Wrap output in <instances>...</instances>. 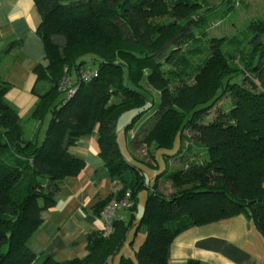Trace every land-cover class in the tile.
Listing matches in <instances>:
<instances>
[{
  "label": "trees",
  "instance_id": "1",
  "mask_svg": "<svg viewBox=\"0 0 264 264\" xmlns=\"http://www.w3.org/2000/svg\"><path fill=\"white\" fill-rule=\"evenodd\" d=\"M33 2L47 63L32 68L37 100L26 118L6 100L10 84L0 76V264H106L138 232L144 238L135 257L121 255L118 264H168L179 233L239 213L264 232V20L249 25L248 50L239 49L237 62L221 39H211L194 65L189 57L203 51L193 30L224 16L229 0L219 7L203 0ZM166 17L171 20L162 21ZM188 39L192 47L183 49L179 43ZM83 69L96 74L83 81ZM65 76L76 87L72 96L59 88ZM142 80L158 91L156 100L145 94ZM221 95L226 105L217 104ZM134 110L125 130L141 120L142 135L128 144L154 143L165 159L152 184L142 163L130 162L116 140L118 118ZM95 125L102 171L115 186L94 211L100 216L111 199L129 191L130 219L115 218L109 235L102 229L87 233L82 257L36 256L29 241L42 223L40 212L55 205L64 179L84 168L71 148ZM175 141V152L168 153ZM165 156L181 166H169ZM158 178L177 191L157 192ZM142 189L147 196L136 220Z\"/></svg>",
  "mask_w": 264,
  "mask_h": 264
},
{
  "label": "crops",
  "instance_id": "2",
  "mask_svg": "<svg viewBox=\"0 0 264 264\" xmlns=\"http://www.w3.org/2000/svg\"><path fill=\"white\" fill-rule=\"evenodd\" d=\"M40 19L33 0H0V76L10 84L6 100L22 118L28 116L37 100L32 93L36 81L32 68L47 63L37 33ZM46 125L47 119L43 129ZM96 129L97 125L91 135L80 136L71 148L84 159V168L77 176L64 179L56 192L55 205L40 212L42 223L29 241L36 256L46 254L56 260L82 257L87 252V233L101 230L98 226L101 218L94 207L115 185L103 174ZM122 212L117 217L124 220ZM136 235L142 242L143 232ZM188 260L199 264H262L264 232L243 213L190 227L172 240L168 264H184Z\"/></svg>",
  "mask_w": 264,
  "mask_h": 264
},
{
  "label": "rangeland",
  "instance_id": "3",
  "mask_svg": "<svg viewBox=\"0 0 264 264\" xmlns=\"http://www.w3.org/2000/svg\"><path fill=\"white\" fill-rule=\"evenodd\" d=\"M209 6L219 7L222 0H203ZM232 5L227 13L222 17H211L208 21L200 27L194 29V35L198 37L199 41L196 43L202 51L203 54L190 56V62L194 65L197 64L208 52L209 44L211 39H221L223 44V49L231 56L233 62H237L239 57V49L248 50V45L245 43L252 32L249 29V25L254 23L257 20H264V0H229V3H224L222 6L226 7ZM171 18H163L162 21H168ZM173 20V18H172ZM264 41V36L262 37ZM213 42V40H212ZM215 43V42H214ZM183 49L192 47V41L186 40L180 42ZM72 79L75 78V75H71ZM237 78V76H236ZM46 84V82H43ZM42 83V84H43ZM43 84V85H44ZM141 87L144 90L145 94L149 98L156 100L158 98V91L155 90L151 85H149L145 80L141 81ZM228 98L220 96L217 99L218 105H226ZM134 111H128L123 113L116 122V140L118 142L119 148L124 154V156L133 163H142L145 168L146 181L150 184L154 182L155 173L158 170H162L165 167V159L159 150L155 156V144H144L141 142H133L132 145L128 144L129 138H135V135H142L139 130L141 120L135 122L132 128L129 131L125 130L126 124L131 120ZM212 117V112L208 115ZM30 126V125H29ZM139 130V131H138ZM138 132V133H137ZM187 132L185 131L183 135ZM91 135V134H90ZM189 135V134H186ZM189 141H184V145H188ZM177 147V141H175L172 149L167 150L168 153H174ZM163 151V150H162ZM156 157V159H155ZM167 158V164L169 166H181L176 158ZM170 160V161H169ZM153 167V168H152ZM157 170V171H156ZM156 191L164 194L165 196H170L172 193L176 192L177 189L174 188L169 180L158 178L157 180ZM142 192L138 193L139 199L134 209V219H138L142 213L144 202L147 196V189H142ZM123 217L125 222L129 221L130 214L128 210L122 209ZM99 228H103L102 220H99ZM132 239L131 242H129ZM141 238L139 235L133 236L130 235V239H127L124 244L121 246L120 251L115 253L106 264H118L121 255L129 256L131 258L135 257L134 251L138 248Z\"/></svg>",
  "mask_w": 264,
  "mask_h": 264
},
{
  "label": "built area",
  "instance_id": "4",
  "mask_svg": "<svg viewBox=\"0 0 264 264\" xmlns=\"http://www.w3.org/2000/svg\"><path fill=\"white\" fill-rule=\"evenodd\" d=\"M96 74L93 70L83 69L80 72V78L83 81L89 80L92 76ZM59 88L60 90H65L67 96H72L75 91L76 87L73 86L70 82V79L68 76H65L60 82H59ZM132 200L130 198V193L125 192L124 196L120 199L113 198L111 199L105 207L100 212V218L103 222V228H102V234L103 235H109L111 232L114 231V220L118 216V212L122 209H127L130 206H132ZM264 264V262L262 263Z\"/></svg>",
  "mask_w": 264,
  "mask_h": 264
}]
</instances>
